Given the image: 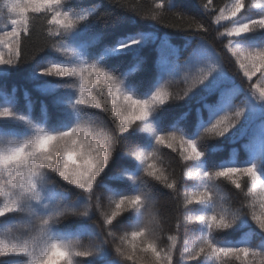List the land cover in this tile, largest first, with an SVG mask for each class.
<instances>
[{
  "label": "snow or ice",
  "instance_id": "obj_1",
  "mask_svg": "<svg viewBox=\"0 0 264 264\" xmlns=\"http://www.w3.org/2000/svg\"><path fill=\"white\" fill-rule=\"evenodd\" d=\"M0 25V90L24 72L55 110L0 103V264H264V0H0Z\"/></svg>",
  "mask_w": 264,
  "mask_h": 264
},
{
  "label": "trees",
  "instance_id": "obj_2",
  "mask_svg": "<svg viewBox=\"0 0 264 264\" xmlns=\"http://www.w3.org/2000/svg\"><path fill=\"white\" fill-rule=\"evenodd\" d=\"M123 3L125 4H130L133 7L139 6L141 9L146 8L148 5L152 3V0H122ZM219 2V0H218ZM106 7H111L110 5H105ZM121 15L119 12L114 13L113 17L109 18V30L111 29L112 24L115 22V16ZM166 22L167 23H176L174 18L172 17H166ZM117 27L119 28L120 25L117 22ZM163 31L166 32H171L172 29H163ZM126 34H130V31L127 32ZM44 44V38L40 35L39 32V25H37V31L34 33L32 38L30 40L26 41V44L24 46V54L26 57L31 59V56L33 54H36L39 49L42 47ZM170 44L174 48H179L183 49L184 47V42L181 39H173L170 40ZM42 54V53H40ZM149 59L150 61L156 60L159 58V54L156 52H149ZM128 67H133V65L129 64ZM230 72H235V69H229ZM242 76V73H240ZM255 79V78H254ZM7 87L3 90H0V103H2L3 98L5 96H11L14 93L12 92V89L15 88L17 91L15 95H17L18 100H19V106L20 110L22 112L30 114L33 118L37 120H42V121H47V113H54V109L51 103V99L47 98L43 95H41L39 92L35 91L31 84L26 80L25 78V73L21 72L18 73L6 81ZM182 85H177L176 88L174 89L175 91H179ZM27 90L30 93L31 96V104L23 100V93L24 91ZM47 107V113L45 108ZM179 107L177 106L176 108L170 109V111H173L169 113V116L175 115L176 113L179 112ZM165 152H168L170 150L164 149ZM175 155V154H173ZM217 157L221 159L222 161L227 159V160H235L237 163L244 162V157L246 156V153L243 152L242 149V143H227L225 144L221 149L218 150L217 152ZM248 162H256L258 163L260 169L262 172H264V159L257 158L255 161L248 160ZM165 165H168V161L165 160ZM175 172L176 176H179L181 174L182 168L180 166H177L175 162H173V167L169 168V172ZM187 178V176H185ZM165 191H169L165 189ZM225 195H228L227 192L224 193ZM74 198V197H73ZM157 206L158 208H166L168 207L167 205L164 204V201L158 197L157 199ZM79 233V239L83 244H87L88 240L90 239L89 234L83 230V226H79L78 229H76ZM243 233L241 234V238L243 237ZM194 236L191 237H186V239H194Z\"/></svg>",
  "mask_w": 264,
  "mask_h": 264
},
{
  "label": "rangeland",
  "instance_id": "obj_3",
  "mask_svg": "<svg viewBox=\"0 0 264 264\" xmlns=\"http://www.w3.org/2000/svg\"><path fill=\"white\" fill-rule=\"evenodd\" d=\"M0 27H2V25H0Z\"/></svg>",
  "mask_w": 264,
  "mask_h": 264
}]
</instances>
